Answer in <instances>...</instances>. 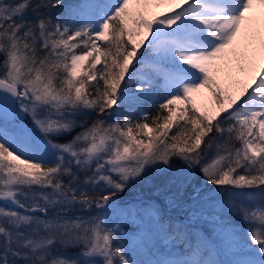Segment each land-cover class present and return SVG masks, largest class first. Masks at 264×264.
<instances>
[{
  "label": "snow or ice",
  "instance_id": "snow-or-ice-1",
  "mask_svg": "<svg viewBox=\"0 0 264 264\" xmlns=\"http://www.w3.org/2000/svg\"><path fill=\"white\" fill-rule=\"evenodd\" d=\"M0 264H264V0H0Z\"/></svg>",
  "mask_w": 264,
  "mask_h": 264
},
{
  "label": "trees",
  "instance_id": "trees-1",
  "mask_svg": "<svg viewBox=\"0 0 264 264\" xmlns=\"http://www.w3.org/2000/svg\"><path fill=\"white\" fill-rule=\"evenodd\" d=\"M78 2L79 0H63V3L65 5H70ZM73 135H75V133H73ZM170 175L171 173L163 174L153 170L149 172L143 180L133 183L123 193H120L118 195V199L125 202H130L131 200H134L136 195L140 198H152L155 199L154 202L145 204V207L147 208L149 205H155L162 208L163 210L164 208L161 206V203L169 202V214L165 215V217L169 216V218L177 219L184 218L190 215L194 208L207 207V203L205 202H208V200L212 197H217L216 192L206 190L205 186L202 183V176L197 175V178L193 180L192 184L181 191L178 190L175 185L168 182L167 176ZM193 185H195L196 189H201L200 196L202 197L201 200L195 202L193 200V197H195L196 192L194 191ZM121 205L140 208L142 212L145 209L144 204L132 205L130 203H122ZM233 222L239 224V220L234 219ZM121 228L122 231L125 232L134 231L135 229L134 226H132L131 221L124 222L121 225ZM160 247L162 253L167 251L178 253L180 249L183 250L185 245H183L181 241L177 239L174 244L168 243L167 245H165L162 243ZM74 250L75 249H73V251Z\"/></svg>",
  "mask_w": 264,
  "mask_h": 264
},
{
  "label": "rangeland",
  "instance_id": "rangeland-1",
  "mask_svg": "<svg viewBox=\"0 0 264 264\" xmlns=\"http://www.w3.org/2000/svg\"><path fill=\"white\" fill-rule=\"evenodd\" d=\"M153 11L160 12V11H166V9L157 8V9H153ZM194 98L196 99L197 104L201 107H204V106L211 107L214 105V101L211 100L210 94L207 92V90H202L201 93L194 94ZM25 119L27 121V118ZM75 250L79 251L78 249H75ZM69 251L71 253H75L73 249H70Z\"/></svg>",
  "mask_w": 264,
  "mask_h": 264
}]
</instances>
